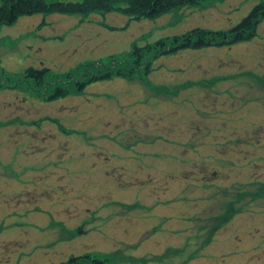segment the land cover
Returning <instances> with one entry per match:
<instances>
[{
  "label": "rangeland",
  "instance_id": "obj_1",
  "mask_svg": "<svg viewBox=\"0 0 264 264\" xmlns=\"http://www.w3.org/2000/svg\"><path fill=\"white\" fill-rule=\"evenodd\" d=\"M261 1L0 28V264H264V19L251 41L159 57L149 75L38 92L89 60L129 58L135 41L230 29ZM31 67L49 68L44 85Z\"/></svg>",
  "mask_w": 264,
  "mask_h": 264
},
{
  "label": "trees",
  "instance_id": "obj_2",
  "mask_svg": "<svg viewBox=\"0 0 264 264\" xmlns=\"http://www.w3.org/2000/svg\"><path fill=\"white\" fill-rule=\"evenodd\" d=\"M204 0H0V28L16 24L22 16L31 14H81L84 17L97 12L121 11L124 15L141 19L160 18L164 14L186 6H196ZM264 19V0L254 6L249 15L230 29H206L197 27L186 33L166 36L156 42L139 45L134 42L129 58L121 57L120 61L112 58L109 62L89 60L58 75L51 84L49 98L65 97L70 92L79 93L90 83L100 80H111L114 77H124L133 80L143 73L149 75L154 66V60L159 57L176 54L187 49H202L208 46H229L242 41H251L258 34V29ZM28 68L25 77L32 81L35 87L44 85L45 71ZM142 73V74H141ZM46 85V86H47ZM43 86L44 88H47ZM46 92V89H44ZM48 94V93H47ZM108 264L107 259L96 257L90 253L84 256L72 257L67 264ZM76 261V262H75Z\"/></svg>",
  "mask_w": 264,
  "mask_h": 264
},
{
  "label": "flooded vegetation",
  "instance_id": "obj_3",
  "mask_svg": "<svg viewBox=\"0 0 264 264\" xmlns=\"http://www.w3.org/2000/svg\"><path fill=\"white\" fill-rule=\"evenodd\" d=\"M254 38H255V37H254ZM230 46H231V45H230ZM253 73H256V72H253ZM253 73H252V74H253ZM256 74H258V75L262 78V80H263V82H264V78H263V76H261L259 73H256ZM246 77H248V76H245V78H246ZM245 83L247 84V82H245ZM90 84H91V83H90ZM248 85H251V86H252V82H248ZM248 85H247V86H248ZM88 87H89V85H87V86L84 88V90H85L86 88H88ZM35 88H37V87H35ZM38 89H40V88H38ZM263 89H264V88H263ZM84 90H83V91H84ZM83 91H81V92H83ZM38 92H44L43 94H42V93H41V94H42L43 96L46 95L45 97H46L48 100H51V101H52V100H57V99L63 98V97H58L57 99H51V98H49V94H45V91H42V89L38 90ZM81 92H79V93H81ZM79 93H78V94H79ZM261 94H262V93H261ZM262 95L264 96V94H262ZM67 96H68V95H67ZM65 97H66V96H65ZM196 173H197V172H195V174H196ZM205 174H206V173H204L201 177H202V178H205V176L207 175V174H206V175H205ZM214 174L217 175V171H216V170L214 171ZM193 175H194V174H193ZM81 256H84V255H81ZM71 258H72V257H70L69 260H70ZM69 260H68V263H70ZM72 264H73V263H72Z\"/></svg>",
  "mask_w": 264,
  "mask_h": 264
}]
</instances>
